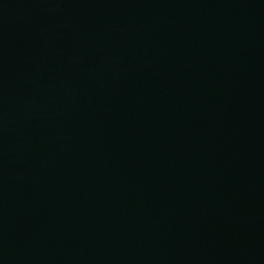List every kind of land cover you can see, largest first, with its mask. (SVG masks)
<instances>
[{"label":"water","instance_id":"obj_1","mask_svg":"<svg viewBox=\"0 0 264 264\" xmlns=\"http://www.w3.org/2000/svg\"><path fill=\"white\" fill-rule=\"evenodd\" d=\"M0 264H264V109L1 209Z\"/></svg>","mask_w":264,"mask_h":264}]
</instances>
